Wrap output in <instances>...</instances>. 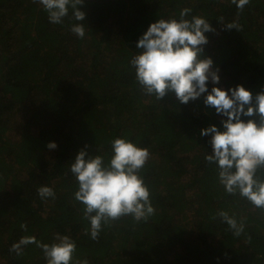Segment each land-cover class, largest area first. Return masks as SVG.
Masks as SVG:
<instances>
[{"label":"trees","instance_id":"1","mask_svg":"<svg viewBox=\"0 0 264 264\" xmlns=\"http://www.w3.org/2000/svg\"><path fill=\"white\" fill-rule=\"evenodd\" d=\"M185 8L187 19L200 16L214 29L202 46L220 76L209 92L242 85L253 97L264 93V0L243 10L232 0H84L82 39L71 31L81 22L70 7L53 24L34 0H0V264H46L35 244L22 255L10 249L24 236L51 244L57 234L75 241L73 264H264V209L227 194L205 160L211 136L201 130L223 131L225 118L204 96L182 104L173 92L159 101L145 94L130 64L150 25L179 20ZM116 138L149 150L140 174L155 213L122 217L94 241L70 166L81 150L107 162ZM41 186L55 198L42 199ZM220 211L243 223L240 236Z\"/></svg>","mask_w":264,"mask_h":264},{"label":"clouds","instance_id":"2","mask_svg":"<svg viewBox=\"0 0 264 264\" xmlns=\"http://www.w3.org/2000/svg\"><path fill=\"white\" fill-rule=\"evenodd\" d=\"M34 2L43 6L53 24L62 23L70 7L75 20L81 22L74 24L71 31L84 38L85 13L80 10L84 0ZM232 3L243 10L249 0H232ZM190 12L191 9H183L179 20L159 19L139 39V52L130 61L136 82L145 94L158 101L169 92H173L182 104L204 96L206 107L214 108L225 118L221 121L223 131L216 126L201 130L202 136H211L212 152L205 160L217 166L219 183L227 194H238L255 207L264 209V180L257 178V171L264 168V93L253 97L242 85L228 91L212 87L209 92V81L218 85L220 76L218 70H211L213 60L204 57L202 46L208 43L205 33L214 29L200 16L187 19ZM226 27L238 29L234 23ZM242 117H258L259 123L255 119L245 121ZM47 147L55 150L58 145L50 142ZM111 149L107 162L100 155H89L81 150L70 166L78 182L74 198L83 205L84 219L90 223V236L94 241L99 239L103 226H110L122 217L131 216L135 222H140L147 221L155 213L150 190L140 174L149 160V150L127 138L112 140ZM37 191L42 199L55 198L54 190L48 186H41ZM217 215L234 235L242 234L243 223H238L226 211ZM21 228L27 230V225L22 224ZM30 244L42 250L46 264H73L77 246L70 236L57 234L51 244L24 236L10 250L22 255L24 246ZM74 264L89 262L75 260Z\"/></svg>","mask_w":264,"mask_h":264}]
</instances>
